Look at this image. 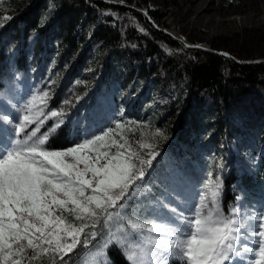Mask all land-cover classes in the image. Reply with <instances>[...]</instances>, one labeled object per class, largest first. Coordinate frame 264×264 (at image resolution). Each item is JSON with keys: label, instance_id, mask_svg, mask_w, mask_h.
<instances>
[{"label": "snow or ice", "instance_id": "1", "mask_svg": "<svg viewBox=\"0 0 264 264\" xmlns=\"http://www.w3.org/2000/svg\"><path fill=\"white\" fill-rule=\"evenodd\" d=\"M47 98V93L33 98L13 127L12 120L0 116V264H66L68 254L88 243L86 230L101 221L105 226L115 222L120 235L109 230L93 264H109L112 246L122 250L129 264H169L172 259L264 264V211L244 213L237 206L226 213L219 183L214 189L206 185L187 212L172 205L173 193L165 189L158 202L170 215L149 222L129 214L128 202L139 194L138 182L157 156L152 143L138 141L137 150L124 135L108 129L64 150H50L49 136L65 123L66 113L45 112ZM51 118L57 122L42 132ZM29 125L34 127L26 131Z\"/></svg>", "mask_w": 264, "mask_h": 264}, {"label": "trees", "instance_id": "2", "mask_svg": "<svg viewBox=\"0 0 264 264\" xmlns=\"http://www.w3.org/2000/svg\"><path fill=\"white\" fill-rule=\"evenodd\" d=\"M118 1L27 0L25 9L0 25V81L4 78L6 66L10 64L17 70H26L28 49L42 53L45 58L53 53L59 61L69 59L83 44L85 20L94 18L97 24L91 32L92 39L105 41L110 38L115 47L113 56L109 58L110 69L105 70L90 89L96 99L101 94L111 92L108 80L113 66L119 68L125 82L130 81L131 76H134L131 80L135 79V68L124 73L127 70L125 63L130 58L136 68L145 71L146 77L153 78L158 74L160 66L153 57L164 53L168 71L182 78V85L176 94L177 97L181 94L186 97L176 119L173 140L157 147L156 150L162 153L157 152L151 167L146 169L145 178L139 183L156 176L159 177L160 185L168 187L174 180L186 181L198 177L199 167L213 176L216 157L200 158V150L208 149V153L218 154L217 148L220 145L222 154L218 156L222 168L211 182L213 185L219 183L221 187L222 208L227 211L234 204L240 208L251 204L254 196L264 193L254 184L251 173L242 170L240 152L244 144L255 148L264 139V96L254 101L250 90L251 86L264 85V60L243 61L240 54H236L238 58L234 59L216 51L182 46L161 30L164 14L149 8L146 0ZM104 13V19L108 17L113 20V27L102 22ZM7 29V35L3 36ZM131 39L137 42L138 47L125 53L121 45ZM226 42V37L215 36L211 45L216 47ZM242 46L239 43L237 49L240 50ZM82 53L83 50L80 55ZM119 57H123L122 62L118 61ZM171 82L169 76L163 77L162 89L169 93ZM135 103L136 106H142L143 100ZM110 110L113 111V107ZM149 111L148 106L144 116L148 117ZM108 119L105 118L104 122H108ZM75 141L76 137L66 125H61L49 136L47 144L50 150H57L67 148ZM232 141H235L237 152L232 148ZM169 146L175 158L182 161L183 178L174 171L176 165H172L170 170L166 168L164 158L170 154ZM263 161L264 152L257 159L259 165ZM86 232L88 243L79 244L68 254L65 257L66 264H84L83 257L97 243L98 238L97 235H91V228ZM107 257L109 264H129L122 250L115 246L107 249ZM45 264L50 262L46 260ZM170 264L181 262L173 259Z\"/></svg>", "mask_w": 264, "mask_h": 264}, {"label": "rangeland", "instance_id": "3", "mask_svg": "<svg viewBox=\"0 0 264 264\" xmlns=\"http://www.w3.org/2000/svg\"><path fill=\"white\" fill-rule=\"evenodd\" d=\"M105 1L119 2L118 0ZM253 1L264 2V0H215V6L218 9L215 20L223 22L208 25L194 23L195 15L187 14L189 0H146V4L149 8L157 9L164 14V26L161 30L176 39L182 46L196 47L206 51L212 50L234 59L238 58L236 54H240L243 61L264 60V9L255 13V17L259 18L257 21L247 22L246 20V14L251 11ZM27 5V0H0V25L4 22V17H11L25 9ZM104 17H106V13L102 17V22L113 27V20L108 17L104 19ZM231 21L232 23H230ZM96 24L94 18L85 20L83 44L69 59L64 58L59 61L53 53L45 58L42 53L28 49L27 54L29 55L25 60L26 70H17L11 64L6 66L4 78L0 81V116H7L12 120L13 125L9 127H13L26 114V105L33 98L44 96L47 93V102L43 105L44 111L47 112L51 109L66 113L63 125H66V128L76 137L75 143L83 142L84 138L92 133L102 134V131L113 129L116 133L128 138L135 149L139 150L137 142L142 140L152 143L155 152L161 154L162 151L156 149L160 144L173 140L176 119L185 102L186 96L181 94L177 97L176 94L182 85V78L173 76V73L168 71L164 53L153 57V60L160 65L158 74L153 78L146 77L145 71L136 68L133 59L130 58L126 63L124 62L127 68L124 73L127 74L132 68H135L137 71L135 79L131 80L134 78L131 76L130 81L125 82L119 68L113 66L111 77L108 80L111 92L107 95L101 94V97L96 99L90 89L93 82L105 70L110 69L109 58L113 56L115 50L110 38L105 41L92 39L91 32ZM7 32L8 29L4 31L3 36L7 35ZM215 36L226 37V44L212 47L211 41ZM239 43L243 44L240 50L237 49ZM137 47L138 44L134 39L121 45L125 53L134 51ZM81 50L83 53L80 55ZM121 58L119 57L118 61L122 62ZM166 76H169L172 81L169 93L161 86L162 79ZM250 90L254 101L264 96L263 84L251 86ZM140 99L143 100L142 106H136L135 102ZM36 103L39 105V100ZM148 106L150 111L146 117L144 111ZM111 107H113V111L110 110ZM163 114L166 115V118H163ZM105 118H109V121L104 122ZM56 122V118L49 119L41 131H47ZM2 123L3 121H0V124ZM117 123L122 124L123 128L116 129ZM33 127L34 125H29L26 131ZM157 131L163 134L159 138L155 136ZM22 137L23 133L17 138ZM4 139H8L7 133ZM232 148L234 151H238L235 141H232ZM253 148L254 146L249 144L242 146L240 152L243 160L242 170L251 173L254 184L264 193V161L262 165L257 162L258 157L264 152V139ZM168 149L170 154L164 158L166 168L170 170L172 165H176L174 171L183 178L182 161L175 158L171 146ZM217 149L218 154L221 155L220 145ZM208 151V149L200 150V158L216 157L217 165L213 176L199 167L198 177L186 181L174 180L175 182H171L168 187L160 185L159 177L156 176L144 183L138 182L137 192L139 194L133 196L128 202L130 205L127 208L129 214H134L138 218L143 217L149 222L154 216L170 215L168 210L160 207L158 202L165 189L173 193L172 205H178L187 212L192 204L199 202V194L206 190V185L214 189L215 185L212 184L211 179L217 177L222 168L219 164L218 154H210ZM155 174L156 172H154ZM220 193L221 201V187ZM237 206L234 204L230 208ZM241 211L244 213L264 211V194L254 196L251 204L241 208ZM225 212L227 213V211ZM109 230L120 235L115 222L105 226L101 221L95 229H92L98 237L97 243L83 257L84 264H93V258H99V254L103 251L101 246L108 240ZM170 262L171 260L169 264ZM237 264H254V262L238 260Z\"/></svg>", "mask_w": 264, "mask_h": 264}, {"label": "bare ground", "instance_id": "4", "mask_svg": "<svg viewBox=\"0 0 264 264\" xmlns=\"http://www.w3.org/2000/svg\"><path fill=\"white\" fill-rule=\"evenodd\" d=\"M252 4L253 7L251 11L246 14L247 22H252V20L257 21L259 18L255 17V13L264 9V2L253 1ZM186 12L187 14L195 15L194 23L196 24L208 25L223 22H217L215 20V15L218 14V9L215 6V0H189ZM230 23H232V21Z\"/></svg>", "mask_w": 264, "mask_h": 264}]
</instances>
